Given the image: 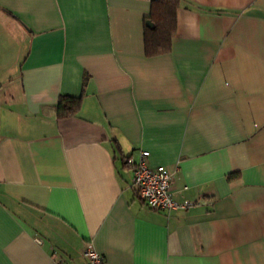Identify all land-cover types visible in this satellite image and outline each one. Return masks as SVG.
Masks as SVG:
<instances>
[{
    "label": "crops",
    "instance_id": "obj_1",
    "mask_svg": "<svg viewBox=\"0 0 264 264\" xmlns=\"http://www.w3.org/2000/svg\"><path fill=\"white\" fill-rule=\"evenodd\" d=\"M149 8L0 0V264H264V0H182L153 57ZM141 152L196 205L149 210Z\"/></svg>",
    "mask_w": 264,
    "mask_h": 264
},
{
    "label": "built area",
    "instance_id": "obj_2",
    "mask_svg": "<svg viewBox=\"0 0 264 264\" xmlns=\"http://www.w3.org/2000/svg\"><path fill=\"white\" fill-rule=\"evenodd\" d=\"M147 152H141L139 158L134 161L127 159L126 163L132 172V188L137 197L149 210L171 212L175 210H187L196 203L184 200L177 201L173 196V174L163 167L152 168L147 164ZM83 264H104L103 257L91 246H86L82 252ZM51 264H67L61 259Z\"/></svg>",
    "mask_w": 264,
    "mask_h": 264
},
{
    "label": "trees",
    "instance_id": "obj_3",
    "mask_svg": "<svg viewBox=\"0 0 264 264\" xmlns=\"http://www.w3.org/2000/svg\"><path fill=\"white\" fill-rule=\"evenodd\" d=\"M149 12L143 32L144 52L147 57L163 55L169 52L176 31V11L182 0H148ZM79 99L61 97L57 104V118H64L75 113Z\"/></svg>",
    "mask_w": 264,
    "mask_h": 264
},
{
    "label": "water",
    "instance_id": "obj_4",
    "mask_svg": "<svg viewBox=\"0 0 264 264\" xmlns=\"http://www.w3.org/2000/svg\"><path fill=\"white\" fill-rule=\"evenodd\" d=\"M145 24H146V26H148L150 28L152 27V24L149 21H147Z\"/></svg>",
    "mask_w": 264,
    "mask_h": 264
}]
</instances>
